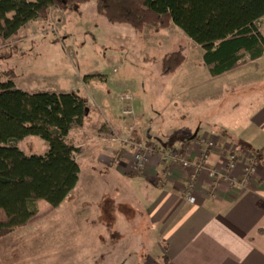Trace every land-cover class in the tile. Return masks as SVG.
Masks as SVG:
<instances>
[{
  "label": "crops",
  "instance_id": "obj_1",
  "mask_svg": "<svg viewBox=\"0 0 264 264\" xmlns=\"http://www.w3.org/2000/svg\"><path fill=\"white\" fill-rule=\"evenodd\" d=\"M62 16L58 36L70 19ZM39 22L44 21L23 27L20 41L23 33L40 36ZM258 27L264 39V19ZM164 31L169 29L159 35ZM185 55L168 88L152 80L147 84L146 75L141 80L123 64V83L114 81L107 91L98 87L102 74L85 75L81 92L74 87L45 90L79 94L90 109V122L69 137L83 149L77 157L79 181L60 207L39 201L35 219L0 239V264H76L68 251L79 247L87 248L96 264H264V54L255 59L245 54L222 74L206 65L204 50L190 38ZM114 71L119 74L118 68ZM121 92L134 96L135 116L123 114ZM147 96L156 102L162 97V114L174 106L166 116V134L159 132L158 117L148 113ZM199 133L219 143L208 150L209 167L221 166L228 148L241 153L242 164L247 153L261 162L250 186L220 185L213 197L210 179L202 175L194 183L198 200L193 203L185 194L189 170L156 161L143 175L131 172L133 149L123 141L130 134L199 161L206 148L187 146Z\"/></svg>",
  "mask_w": 264,
  "mask_h": 264
},
{
  "label": "trees",
  "instance_id": "obj_2",
  "mask_svg": "<svg viewBox=\"0 0 264 264\" xmlns=\"http://www.w3.org/2000/svg\"><path fill=\"white\" fill-rule=\"evenodd\" d=\"M92 0H0V60L20 30L38 19L48 20L51 8L72 12ZM97 11L112 24L138 32L172 24L204 50L214 73L231 70L250 54H264L258 24L264 19V0H96ZM183 51L166 54L162 74L171 76L184 64ZM13 71L0 73V239L27 226L38 216V203L57 209L76 188L83 149L70 142L74 129L88 124L90 109L76 93H30L19 89ZM30 136L48 144L43 155L28 156L16 143ZM137 140H141L136 138Z\"/></svg>",
  "mask_w": 264,
  "mask_h": 264
},
{
  "label": "rangeland",
  "instance_id": "obj_3",
  "mask_svg": "<svg viewBox=\"0 0 264 264\" xmlns=\"http://www.w3.org/2000/svg\"><path fill=\"white\" fill-rule=\"evenodd\" d=\"M60 11L62 10L54 7L51 15L49 11L48 20L51 21L41 19L44 22L35 24L40 36L32 39L31 34L23 33L21 41L20 38L10 41L3 48V52L12 51L13 55L9 59L0 60V73L13 71L14 80L19 89L28 92H41L46 89L59 91L74 87L75 91L81 92L84 88L82 78L85 75L102 74L105 77L99 75L98 87L107 91L114 81L123 83V73L119 72L122 71L123 64L132 68L135 71V76H141V80L146 75L147 84H149V80H152L153 85L156 84L158 88L159 86L164 88L170 86L169 80L171 79L169 77L171 76L161 74V59L168 53L177 51L186 53L189 37L180 28L172 27V24L169 28L163 29H169V31H164L159 35L160 30L151 26H146L145 30L138 32L126 24H112L108 22L105 16L98 13L96 0L76 6L71 15L69 11L66 12V15H59L62 14L59 13ZM59 16L66 18V20L70 18L63 30H60L62 36L56 34L59 31L57 29ZM151 37L154 39L157 37L159 41L151 40ZM18 40L19 42H17ZM116 68H118L119 74H114ZM121 94L123 92L119 96ZM126 95L132 94H123L121 98ZM132 97L134 98L133 95ZM121 102L124 105L122 100ZM145 102L148 113L150 115L153 113L155 117H158L159 132L166 134L168 124L166 116L174 109V106L167 107L166 113L162 114L164 109L162 97L158 100L160 103L148 96L145 97ZM193 139L195 138L193 137ZM213 139L217 141L218 146V140L214 137ZM144 141L149 142L148 140ZM190 142L188 147H191ZM158 143L164 145L165 142L159 139ZM16 144L28 156L43 155L49 149L48 144L36 136L27 137ZM205 148L209 153L208 150L211 149ZM229 149L235 148H228L226 151ZM176 150L182 152V150ZM246 159L247 164L249 162L247 155ZM240 161L242 160L240 159ZM224 164L225 161L222 165ZM217 192L218 190L215 191L216 195ZM92 223L91 220L88 221V230L92 227ZM68 252L73 257L72 263H97L96 260H94L95 263L91 260L90 251L85 247H79Z\"/></svg>",
  "mask_w": 264,
  "mask_h": 264
},
{
  "label": "built area",
  "instance_id": "obj_4",
  "mask_svg": "<svg viewBox=\"0 0 264 264\" xmlns=\"http://www.w3.org/2000/svg\"><path fill=\"white\" fill-rule=\"evenodd\" d=\"M124 102L123 114L135 116L136 110L133 106L134 98L126 95L121 98ZM191 139L192 148L199 150L205 146L207 149L217 147V141L207 134H197ZM133 149V163L131 172L140 176L147 172L148 166L153 162H160L169 166H179L190 171V183L186 186V197L190 202L198 200L195 193L194 183L199 181L205 174L210 179V191L216 197L215 191L218 186L226 185L229 188H247L256 179L261 167L259 160L251 153H247L248 163L242 166L241 153L237 149H229L225 152V164L219 167H209V153L203 152L199 161L192 160L184 152H178L174 148H160L159 146L144 140H137L131 134L123 140ZM187 142V143H189Z\"/></svg>",
  "mask_w": 264,
  "mask_h": 264
},
{
  "label": "bare ground",
  "instance_id": "obj_5",
  "mask_svg": "<svg viewBox=\"0 0 264 264\" xmlns=\"http://www.w3.org/2000/svg\"><path fill=\"white\" fill-rule=\"evenodd\" d=\"M56 43V42H55Z\"/></svg>",
  "mask_w": 264,
  "mask_h": 264
}]
</instances>
